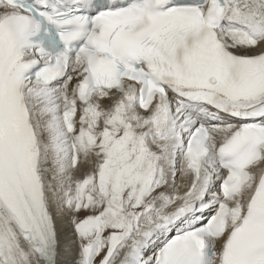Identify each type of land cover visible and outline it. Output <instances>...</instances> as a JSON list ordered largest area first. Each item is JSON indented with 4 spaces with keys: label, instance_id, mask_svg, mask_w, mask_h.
<instances>
[{
    "label": "snow or ice",
    "instance_id": "obj_1",
    "mask_svg": "<svg viewBox=\"0 0 264 264\" xmlns=\"http://www.w3.org/2000/svg\"><path fill=\"white\" fill-rule=\"evenodd\" d=\"M0 264H264V0H0Z\"/></svg>",
    "mask_w": 264,
    "mask_h": 264
},
{
    "label": "bare ground",
    "instance_id": "obj_2",
    "mask_svg": "<svg viewBox=\"0 0 264 264\" xmlns=\"http://www.w3.org/2000/svg\"><path fill=\"white\" fill-rule=\"evenodd\" d=\"M73 239H74V237H73Z\"/></svg>",
    "mask_w": 264,
    "mask_h": 264
}]
</instances>
